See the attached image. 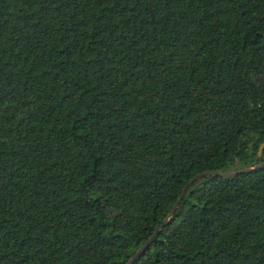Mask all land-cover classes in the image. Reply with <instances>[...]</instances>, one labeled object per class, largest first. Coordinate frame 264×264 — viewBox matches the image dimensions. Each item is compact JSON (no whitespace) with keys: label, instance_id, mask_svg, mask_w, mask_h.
Masks as SVG:
<instances>
[{"label":"trees","instance_id":"1","mask_svg":"<svg viewBox=\"0 0 264 264\" xmlns=\"http://www.w3.org/2000/svg\"><path fill=\"white\" fill-rule=\"evenodd\" d=\"M263 163L264 0H0V264H127ZM135 264H264V168Z\"/></svg>","mask_w":264,"mask_h":264},{"label":"water","instance_id":"2","mask_svg":"<svg viewBox=\"0 0 264 264\" xmlns=\"http://www.w3.org/2000/svg\"><path fill=\"white\" fill-rule=\"evenodd\" d=\"M264 168V163L261 165H258L257 167H254L249 170L244 171H237V172H231V173H202L195 176L190 182H188L185 187L183 188L182 194L177 201L175 207L173 208L172 212L170 213L169 217L165 220L164 224L157 229V231L153 234V236L136 252V254L132 257V259L127 264H135L141 256H143L146 251L150 248V246L153 244V242L160 236L162 230L169 225V221L171 217L175 214L179 206L181 205L184 196L186 195L187 190L199 179L206 178V177H222V178H230L235 177L240 174L249 173L254 170L262 169Z\"/></svg>","mask_w":264,"mask_h":264}]
</instances>
